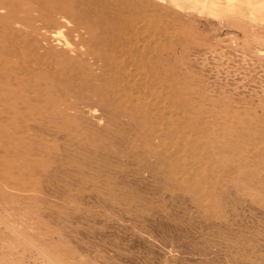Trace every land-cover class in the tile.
<instances>
[{"label": "rangeland", "instance_id": "1", "mask_svg": "<svg viewBox=\"0 0 264 264\" xmlns=\"http://www.w3.org/2000/svg\"><path fill=\"white\" fill-rule=\"evenodd\" d=\"M51 1L0 54V264H264V8Z\"/></svg>", "mask_w": 264, "mask_h": 264}, {"label": "bare ground", "instance_id": "2", "mask_svg": "<svg viewBox=\"0 0 264 264\" xmlns=\"http://www.w3.org/2000/svg\"><path fill=\"white\" fill-rule=\"evenodd\" d=\"M71 4V3H70ZM72 6V5H70ZM10 7H17L23 13L21 16H17L10 9ZM15 9V8H14ZM70 8L64 7L63 3L53 2L51 0H0V29L5 34V42H0V54H7L16 52L19 44L11 41V36L8 34V30H14L15 36L24 38L27 40V44L30 48L34 49H47L50 45L51 38L59 35L60 32L53 31L55 28H61L65 22L70 21L69 19ZM19 11V10H18ZM77 12V11H76ZM37 13V15H36ZM73 13V11H72ZM62 15V18H59ZM74 15V14H73ZM128 18V17H127ZM39 22V24H38ZM13 23L23 24L25 27L15 28ZM71 23V21H70ZM73 24V23H71ZM16 25V24H15ZM65 27V26H64ZM76 28V27H75ZM64 29V28H63ZM74 29V28H73ZM59 30V29H58ZM67 30V27H66ZM70 30V29H69ZM75 31V30H74ZM80 31V30H79ZM126 31V30H125ZM64 32V31H63ZM66 32V31H65ZM74 33V32H73ZM77 33V32H76ZM88 33V32H87ZM80 34V33H79ZM89 35V34H88ZM128 35V33H126ZM79 36V35H77ZM90 37V36H89ZM58 38V36H57ZM59 39V38H58ZM63 39V37H62ZM125 39V38H124ZM54 40V39H53ZM30 41V42H29ZM68 41V40H67ZM64 42V40H63ZM119 42V41H118ZM122 42V41H121ZM62 43V42H61ZM58 44V43H57ZM129 44V43H128ZM54 45V44H53ZM73 46V44H72ZM50 47V46H49ZM118 47V46H117ZM58 48V47H57ZM71 49V47H69ZM63 49V48H62ZM66 49V47H65ZM59 50V49H58ZM67 50V49H66ZM123 50V49H122ZM72 53V52H71ZM76 53V51H75ZM84 53V52H83ZM86 53V52H85ZM122 53V52H121ZM115 54L113 51L109 53V59L116 62L117 66L121 65L120 55ZM130 53V52H129ZM65 54V53H62ZM145 54V53H144ZM74 55V54H73ZM129 55V54H128ZM90 57V56H89ZM93 57V56H92ZM103 58V56H102ZM138 59L137 57H135ZM15 59V58H14ZM51 59V58H50ZM52 60V59H51ZM105 60V59H104ZM24 61V60H23ZM22 61V62H23ZM37 61V60H36ZM87 61V60H86ZM107 61V60H105ZM130 61V60H129ZM24 63V62H23ZM86 63V62H84ZM89 63V62H88ZM125 64V63H124ZM123 64V65H124ZM0 65H6L7 67L12 65L10 59L5 58L0 60ZM49 65V64H48ZM41 66V65H40ZM47 66V65H46ZM70 66V65H69ZM1 67V66H0ZM45 67V66H44ZM63 67V66H62ZM115 67V66H114ZM13 68V67H12ZM117 68V67H116ZM29 69V68H28ZM15 71V70H14ZM40 71V70H39ZM17 72V71H16ZM54 72V71H53ZM117 71H115L116 73ZM60 73V72H59ZM6 74V73H5ZM4 74V75H5ZM8 74V73H7ZM28 75V74H27ZM144 75V74H143ZM142 75V76H143ZM14 76V75H13ZM17 76V75H16ZM33 76V75H32ZM115 76V75H114ZM113 76V77H114ZM122 76V75H121ZM131 77V76H130ZM18 78V77H17ZM117 79V78H116ZM124 80L126 78L124 77ZM27 81V80H26ZM139 82V81H138ZM143 82V81H142ZM127 84V83H126ZM138 85V84H137ZM136 85V86H137ZM147 85V84H146ZM120 90V89H119ZM121 91V90H120ZM119 91V92H120ZM3 92V91H2ZM127 92L125 90L124 94ZM132 93V90H131ZM119 94V93H118ZM140 95V94H139ZM130 97V95H129ZM141 97V95H140ZM135 98H131L130 102L136 106ZM141 104V103H140ZM146 108H149V101L144 102ZM4 122V121H3ZM260 153V152H259Z\"/></svg>", "mask_w": 264, "mask_h": 264}, {"label": "crops", "instance_id": "3", "mask_svg": "<svg viewBox=\"0 0 264 264\" xmlns=\"http://www.w3.org/2000/svg\"><path fill=\"white\" fill-rule=\"evenodd\" d=\"M165 2L166 0H161ZM176 5L180 6V2H191V7L198 9L200 14L207 15L209 17H226V16H237L247 15L246 7L257 12L264 8V4H258L255 8L251 7L249 0H171ZM222 2H227L224 5Z\"/></svg>", "mask_w": 264, "mask_h": 264}]
</instances>
